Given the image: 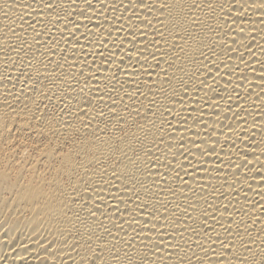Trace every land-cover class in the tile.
<instances>
[{
  "label": "bare ground",
  "instance_id": "6f19581e",
  "mask_svg": "<svg viewBox=\"0 0 264 264\" xmlns=\"http://www.w3.org/2000/svg\"><path fill=\"white\" fill-rule=\"evenodd\" d=\"M262 0H0V264H264Z\"/></svg>",
  "mask_w": 264,
  "mask_h": 264
},
{
  "label": "snow or ice",
  "instance_id": "6c2138e0",
  "mask_svg": "<svg viewBox=\"0 0 264 264\" xmlns=\"http://www.w3.org/2000/svg\"><path fill=\"white\" fill-rule=\"evenodd\" d=\"M259 7H264V0H262L261 4L259 5Z\"/></svg>",
  "mask_w": 264,
  "mask_h": 264
}]
</instances>
